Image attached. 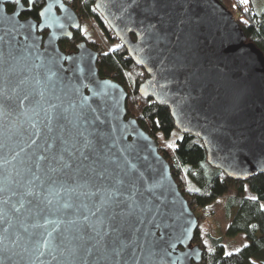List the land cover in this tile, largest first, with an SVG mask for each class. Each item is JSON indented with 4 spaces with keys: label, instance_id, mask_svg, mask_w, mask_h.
<instances>
[{
    "label": "water",
    "instance_id": "1",
    "mask_svg": "<svg viewBox=\"0 0 264 264\" xmlns=\"http://www.w3.org/2000/svg\"><path fill=\"white\" fill-rule=\"evenodd\" d=\"M93 7L144 70L138 95L199 138L210 166L264 173V56L219 0ZM25 9L0 0V264H200L198 218L127 114L126 89L100 76L87 40L59 46L76 12L63 0H45L39 20Z\"/></svg>",
    "mask_w": 264,
    "mask_h": 264
},
{
    "label": "trees",
    "instance_id": "2",
    "mask_svg": "<svg viewBox=\"0 0 264 264\" xmlns=\"http://www.w3.org/2000/svg\"><path fill=\"white\" fill-rule=\"evenodd\" d=\"M64 1L78 11L82 21L87 17L96 18L103 30L108 34L111 33L112 38L118 41L94 10V0ZM219 2L232 13L243 30L246 41L252 42L264 56V0L259 4L257 0H249L247 4L242 3L241 0H219ZM11 7L10 4H6V10H11ZM28 14L36 18L35 10ZM90 32L85 31L83 26L82 30L74 32L72 39L60 40L59 46L65 52H71L75 49V42L81 39L87 40ZM88 44L96 47L92 41H88ZM96 65L100 76L111 78L126 89L127 114L134 117L140 127L156 142L158 140V151L168 161L172 176L194 214L198 209L205 216L209 215L208 205L226 195L223 203L225 216L228 219L225 235L231 238L243 234L247 242L226 252L220 236H213L202 230L206 233L202 240L199 223V230L195 231V241L199 242L203 249L200 264H262L264 209L261 205H264V173H253L246 181L232 180L221 170L210 166L199 138L179 132L174 127L166 106L158 105L151 98L143 99L138 95V86L146 74L141 67L133 63L120 42L114 49L100 52ZM229 190H232L231 194H227Z\"/></svg>",
    "mask_w": 264,
    "mask_h": 264
},
{
    "label": "rangeland",
    "instance_id": "3",
    "mask_svg": "<svg viewBox=\"0 0 264 264\" xmlns=\"http://www.w3.org/2000/svg\"><path fill=\"white\" fill-rule=\"evenodd\" d=\"M257 1L258 4L262 3V0H257ZM74 10L78 14V11L76 9ZM83 25L85 31H91L87 36V40L94 42L96 44V47L100 50V52L110 51L119 44L118 41L112 38L111 33L108 34L103 30V28L101 27V25L99 24L96 18L87 17L85 21H83ZM156 143L158 145V140ZM231 193L232 190H229L227 194H231ZM225 197L226 195L219 197L218 199L213 201V203L208 205L207 213L209 215L205 216V214L202 213L200 210L198 209L196 210L195 212L196 217L198 218L199 216L201 218V220H199L200 218H198V227L196 228V230H199V223H200L201 225L200 232H202L203 235L202 240L204 239L205 234L207 232L213 236H220L222 238L221 243L224 245L225 251L229 252L246 244L247 241L243 234H238L237 236L231 238L225 235L226 228L228 225V219L225 216L224 206H223ZM202 230H204L206 233L203 232ZM193 243L198 244L200 246L199 242L195 241V235H194Z\"/></svg>",
    "mask_w": 264,
    "mask_h": 264
},
{
    "label": "flooded vegetation",
    "instance_id": "4",
    "mask_svg": "<svg viewBox=\"0 0 264 264\" xmlns=\"http://www.w3.org/2000/svg\"><path fill=\"white\" fill-rule=\"evenodd\" d=\"M22 1V4L24 5V7H26L25 10L21 11L20 13V17L21 18H28V17H31L28 13L30 11H34L36 12V18H34L35 20H39V17H40V11L41 9L44 7L45 5V0H33L31 3L28 2V0H21ZM64 1V0H63ZM65 2V1H64ZM67 3V2H65ZM6 4H10L12 7H11V10H7L8 12H11L14 10L15 6H16V3L15 2H6L5 3V8H6ZM68 4V3H67ZM70 5V4H68ZM71 6V5H70ZM72 7V6H71ZM73 9V8H72ZM57 12H59V9L56 8ZM74 10V9H73ZM75 11V10H74ZM76 12V11H75ZM77 14V13H76ZM25 15V16H24ZM78 15V14H77ZM79 17V16H78ZM32 18V17H31ZM80 18V17H79ZM83 21L82 19L80 18V26L78 27V29H74L72 30L73 31V34L74 32H77L79 30H82L83 28ZM47 32V30H44L41 32L42 35H45ZM63 40V39H61ZM84 39H81L79 40L78 42L82 41ZM86 40V39H85ZM88 41V40H87ZM78 42H75V45L78 43ZM75 50V49H74ZM73 51V50H72Z\"/></svg>",
    "mask_w": 264,
    "mask_h": 264
},
{
    "label": "snow or ice",
    "instance_id": "5",
    "mask_svg": "<svg viewBox=\"0 0 264 264\" xmlns=\"http://www.w3.org/2000/svg\"><path fill=\"white\" fill-rule=\"evenodd\" d=\"M242 3L247 4L249 2V0H241ZM253 199H255V197H253ZM261 208L264 209V205H261ZM206 243V242H205ZM246 247V245H245ZM237 251H239V249H237ZM226 255H231V253H225Z\"/></svg>",
    "mask_w": 264,
    "mask_h": 264
}]
</instances>
